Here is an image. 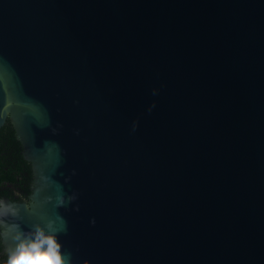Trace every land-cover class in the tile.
<instances>
[{
  "label": "water",
  "instance_id": "1",
  "mask_svg": "<svg viewBox=\"0 0 264 264\" xmlns=\"http://www.w3.org/2000/svg\"><path fill=\"white\" fill-rule=\"evenodd\" d=\"M8 118L72 264H264V0H0Z\"/></svg>",
  "mask_w": 264,
  "mask_h": 264
},
{
  "label": "clouds",
  "instance_id": "2",
  "mask_svg": "<svg viewBox=\"0 0 264 264\" xmlns=\"http://www.w3.org/2000/svg\"><path fill=\"white\" fill-rule=\"evenodd\" d=\"M74 199L75 196H70L68 202ZM57 202L58 206H64L63 196L57 197ZM18 215V209L12 203L0 200V236L12 240L7 249L6 264H72L71 255L62 252L58 239L59 233L66 229L57 228L53 221H48L44 225L36 223L24 231L19 223L10 222L9 218ZM91 222L94 224L95 220Z\"/></svg>",
  "mask_w": 264,
  "mask_h": 264
},
{
  "label": "trees",
  "instance_id": "3",
  "mask_svg": "<svg viewBox=\"0 0 264 264\" xmlns=\"http://www.w3.org/2000/svg\"><path fill=\"white\" fill-rule=\"evenodd\" d=\"M5 144L9 146V149L12 151V162L8 171L4 168L7 165L5 150H2ZM0 147V188H3L7 183H18L24 189H28L31 182L32 173H27V176L25 173H23L24 170L23 166L21 165L22 163L28 164V162L23 158L21 142L17 140L15 131L9 121L0 129ZM28 166L29 170L30 165L28 164ZM27 192H29V190ZM10 194L11 193L7 190L0 192V196L7 195L12 197ZM6 261L7 253H1L0 243V264H6Z\"/></svg>",
  "mask_w": 264,
  "mask_h": 264
},
{
  "label": "flooded vegetation",
  "instance_id": "4",
  "mask_svg": "<svg viewBox=\"0 0 264 264\" xmlns=\"http://www.w3.org/2000/svg\"><path fill=\"white\" fill-rule=\"evenodd\" d=\"M10 122L9 118L7 119V121L5 122V124L7 122ZM11 123V122H10ZM4 124V125H5ZM3 125V126H4ZM12 125V124H11ZM2 126V127H3ZM1 127V128H2ZM13 127V126H12ZM0 128V129H1ZM14 129V128H13ZM15 131V130H14ZM16 135V133H15ZM17 138V137H16ZM18 140V139H17ZM19 141V140H18ZM1 148V147H0ZM2 150H5V158L7 159L6 160V163L7 165L4 167L5 170H9L10 169V166H11V162H12V154H11V150L9 149V146H7L6 144L3 146V149ZM1 150V151H2ZM23 150V148H22ZM23 155V153H22ZM23 158L25 159V157L23 156ZM25 161L28 162V164L30 165V169L28 170L29 166L28 164L26 163H22L21 166H23V173H25V175L27 176V173H32L31 174V182H30V185H29V188L28 189H24L21 185H19L18 183L16 184H13V183H7L3 188H0V192H3L4 190H7L9 191L12 195V197L10 196H7V195H1L0 196V200H2L3 198H10L11 200H16V201H26V202H29L30 201V197H29V194L31 193V187H32V183H33V169H32V164L29 160L25 159ZM29 190V192H27ZM0 243H1V253L3 254H6V252L4 251V246L2 244V240H1V236H0Z\"/></svg>",
  "mask_w": 264,
  "mask_h": 264
}]
</instances>
